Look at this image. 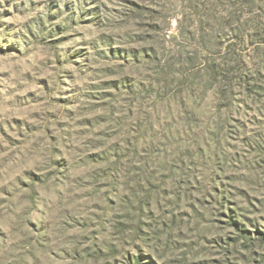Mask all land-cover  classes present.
Returning a JSON list of instances; mask_svg holds the SVG:
<instances>
[{"label":"rangeland","instance_id":"1","mask_svg":"<svg viewBox=\"0 0 264 264\" xmlns=\"http://www.w3.org/2000/svg\"><path fill=\"white\" fill-rule=\"evenodd\" d=\"M0 264H264V0H0Z\"/></svg>","mask_w":264,"mask_h":264}]
</instances>
